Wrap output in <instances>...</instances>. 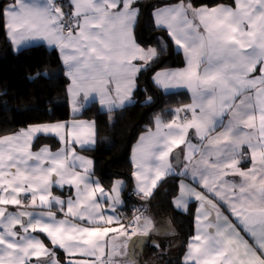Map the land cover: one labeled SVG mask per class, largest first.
Instances as JSON below:
<instances>
[{"label": "snow or ice", "instance_id": "obj_1", "mask_svg": "<svg viewBox=\"0 0 264 264\" xmlns=\"http://www.w3.org/2000/svg\"><path fill=\"white\" fill-rule=\"evenodd\" d=\"M141 7L140 0H2L0 24L17 47L42 40L59 49L74 113L90 93L111 113L131 101L138 75L166 54L163 37L155 47L138 42ZM151 26L186 65L154 70L153 83L187 89L192 103L167 110L168 121L156 114L139 137L134 194L150 201L175 178L173 206L187 211L190 200L198 202L184 264H264V0H162ZM41 134L64 146L33 151ZM95 143L94 121L30 125L0 137V264H65L57 248L66 264H137L128 249L140 246L132 238L147 237L152 220L138 209L130 225L120 223L123 181L106 191L93 161L76 152L75 145ZM65 186L74 195L53 194Z\"/></svg>", "mask_w": 264, "mask_h": 264}, {"label": "trees", "instance_id": "obj_2", "mask_svg": "<svg viewBox=\"0 0 264 264\" xmlns=\"http://www.w3.org/2000/svg\"><path fill=\"white\" fill-rule=\"evenodd\" d=\"M161 2L162 0H140L141 22L136 28L137 40L142 46L148 47L156 46L157 38L163 37L166 54L152 70H145L138 75L132 103L109 113L102 110L97 101H93L78 116L96 122V146L84 149L94 159V174L108 188L116 179H124L126 205L138 200L136 196L133 198L135 178L132 175L134 167L131 151L134 142L153 125L156 114H162V118L168 121L172 117L167 110L182 107L191 101L187 90L165 92L151 78L154 70L185 64L183 54L174 42L160 30H153L151 26V14ZM198 2L212 4L215 0ZM69 84L70 80L64 73L57 49L39 43L16 50L6 35V28L0 24V136L30 125L70 119ZM43 144L56 147L58 141L55 136L39 135L35 145ZM177 195L176 179H167L155 190L148 212L171 220L177 234L164 236L162 244H176L179 249L177 257L167 260L165 253L161 251L162 247L153 246L152 237L141 253L143 264H184L182 257L190 237L195 233V204L187 212L180 211L173 206ZM59 254L65 258L63 253Z\"/></svg>", "mask_w": 264, "mask_h": 264}, {"label": "crops", "instance_id": "obj_3", "mask_svg": "<svg viewBox=\"0 0 264 264\" xmlns=\"http://www.w3.org/2000/svg\"><path fill=\"white\" fill-rule=\"evenodd\" d=\"M154 11V10H153ZM135 34H136V32H135ZM39 43H44L45 45H47L49 48H54V49H57L58 50V52H59V49L58 48H56L55 46H50V45H48L47 44V42H45V41H42V40H30V41H27V42H25L24 44H22V45H20L19 47H17V46H15L14 44H13V46H14V48L16 49V50H20V49H22V48H24V47H27V46H30V45H35V44H39ZM176 46V45H175ZM152 47H155V46H152ZM59 55H60V53H59ZM61 57V56H60ZM61 61H62V59H61ZM63 64V63H62ZM64 66V65H63ZM186 65L184 64L183 66H180V67H168L167 69H180V68H183V67H185ZM163 69H165V68H163ZM159 70H162V69H159ZM64 73H65V75H66V69H65V66H64ZM67 76V75H66ZM68 77V76H67ZM68 79L70 80V78L68 77ZM153 81V80H152ZM70 83H71V81H70ZM70 85V84H69ZM136 87H137V80H136ZM136 89V88H135ZM135 89H134V91H135ZM165 92H171V91H178V90H187V89H185V88H170V89H167V90H165V89H163ZM134 91H133V93H134ZM188 91V90H187ZM189 92V91H188ZM190 93V92H189ZM113 95H114V93H113ZM133 96V95H132ZM190 97H191V101L187 104V105H189V104H191L192 103V96H191V93H190ZM99 99H100V97H99V94L98 93H90L89 94V97H88V99L87 100H84L83 99V97L81 96L80 98H79V103H80V105H81V110L79 111V112H77V113H74L73 112V105H72V97H71V94L69 93V100H70V107H71V115H72V117L70 118V119H68V120H64V121H57V122H63V123H68V124H71V122H73L74 120H77V121H94L93 119H89V118H82V117H78L81 113H82V111H83V109L87 106V105H89V104H91L93 101H97L98 103H99ZM130 103H132V99H131V101L130 102H126L125 103V105L124 106H126V105H128V104H130ZM99 105H100V103H99ZM123 106V107H124ZM185 106V105H184ZM123 107H120V108H123ZM183 107V106H182ZM100 108L102 109V110H104V111H108V109L107 108H102L101 107V105H100ZM120 108H115L114 110H116V109H120ZM95 122V121H94ZM48 123H56V122H48ZM42 124H46V123H42ZM36 125V124H35ZM95 126H96V122H95ZM151 127H153V125L151 126ZM25 128H27V127H25ZM24 129V128H23ZM145 132V131H144ZM144 132L142 133V134H144ZM142 134H140V136L142 135ZM42 135V134H41ZM4 136V135H3ZM3 136H0V137H3ZM39 136V135H38ZM37 136V137H38ZM139 136V137H140ZM139 137H138V139L134 142V144H133V146H132V151H131V160H132V163H133V167H134V161H133V148H134V146L137 144V142H138V140H139ZM37 139V138H36ZM36 139L34 140V142H33V146H32V150L33 151H37L40 147H42V146H48L53 152H55V151H57V150H59L60 148H62L64 145L59 141V139L56 137V139H57V141H58V145L56 146V147H53L51 144H43V145H41V146H36L35 145V142H36ZM96 142H97V138H96ZM96 146V143H95V145L94 146H91V147H86V148H80V146L79 145H75V148H76V152H77V154L78 155H80V156H83V157H85V158H87V159H91L92 161H93V164H92V166H91V168H92V173L94 174V159L90 156V155H88L85 151H84V149H89V148H93V147H95ZM94 179L95 180H97V181H99V183H100V185L106 190V191H110L111 190V188H112V186H113V184H112V186L111 187H105L103 184H102V182L98 179V177H96V175L94 174ZM116 180H120V181H123V183H124V187H123V189H122V192H121V201H122V203L121 204H119V205H117V207H116V212H115V215L116 216H118L119 217V219H120V223H122V224H124V222H123V219H122V217H121V215H120V209L123 207V206H125L126 204H127V201H126V199H125V196H124V190H125V186H126V181L124 180V179H122V178H118V179H116ZM115 180V181H116ZM114 181V182H115ZM135 188V187H134ZM197 190H200V189H197ZM134 191H135V189H134ZM53 194L54 195H57V196H61L62 198H66L68 195H74V190L73 189H70L68 186H65V188L64 189H60V188H58V187H54V189H53ZM178 195H179V193H178ZM177 195V196H178ZM192 204H195V212H196V209H197V207H198V202L197 201H195L194 199H192V200H190L189 201V204H188V210H189V208H190V206L192 205ZM9 210H14V209H12V206H9ZM29 210H32V209H29ZM178 210H180V211H183V212H187V211H184V210H181V209H178ZM34 211H38V209H36V210H34ZM109 214H111V213H109ZM62 214H58V216H61ZM145 217H150L151 218V220H152V223H153V228H152V230L150 231V233H149V235L147 236V237H133L132 239H133V241H139V247H135L134 249H133V247L130 245V247H129V249H128V251H129V254L131 255L132 254V252L133 251H135V253H136V255H135V260H136V262H137V264H143L142 263V259H143V257H142V255H141V253H142V251H143V248H144V246L146 245V243L148 242V241H150V240H152V237H154L153 238V242H156V243H158V244H162L163 242H164V240H163V238H164V236H174V235H176L177 234V230H176V228L174 227V225L172 224V222H171V220L169 219V218H163V217H155L154 215H152V214H147ZM231 219H233V220H235V217H230ZM125 225V224H124ZM113 226H115V225H113ZM195 230H196V224H195ZM195 234V233H194ZM35 235V234H34ZM39 235V238L45 243V245L46 246H48V247H53L51 244H50V241H49V239L44 235V234H38ZM241 235H243L244 237H245V239H247L248 241H249V243H252V239H251V237H249L246 233H241ZM109 236L110 237H113V236H115L116 237V240H117V242H119V241H121V240H123V239H125V237H122V236H119L118 235V233H110L109 234ZM166 242V241H165ZM111 247V242H110V244H109V248ZM108 249H106V251H107ZM56 252H57V254H58V257H59V259L61 260V261H64L65 262V264H66V261H67V256H66V254L64 253V251L63 250H61V249H56ZM59 252H61V253H63L64 254V256H65V258H63L60 254H59ZM184 258V256L182 257V259ZM76 259H80V257H76ZM89 259H94V258H89ZM117 259H120V258H117ZM144 260H145V258H144ZM146 261V260H145Z\"/></svg>", "mask_w": 264, "mask_h": 264}, {"label": "built area", "instance_id": "obj_4", "mask_svg": "<svg viewBox=\"0 0 264 264\" xmlns=\"http://www.w3.org/2000/svg\"><path fill=\"white\" fill-rule=\"evenodd\" d=\"M134 195L137 196L138 199H141L138 195L136 194ZM142 202H145V201L141 200V203H140V200H138V202L130 203L129 205H125L120 209V215L125 225H130V222H132L134 217L138 214L137 212L138 209H143V213L144 211L149 210L151 198H150V201H146V203L142 204Z\"/></svg>", "mask_w": 264, "mask_h": 264}, {"label": "rangeland", "instance_id": "obj_5", "mask_svg": "<svg viewBox=\"0 0 264 264\" xmlns=\"http://www.w3.org/2000/svg\"><path fill=\"white\" fill-rule=\"evenodd\" d=\"M135 193V192H134ZM137 197V196H136ZM133 198H135V195H133ZM137 199H138V197H137ZM138 200H140V203H141V199H138ZM138 200H137V202H138ZM143 203H146V201L145 202H142V204ZM148 212H149V210L147 211H144V213H143V216H146L147 214H148ZM155 217H157V216H155ZM159 218V217H158ZM179 243V242H178ZM158 244V243H157ZM159 245V247H162L161 248V251L163 252V253H165V257H166V259L167 260H173V259H175L176 257H177V252H178V246L176 245V244H168V245H166V243H165V245H163V244H158ZM188 250V249H187ZM187 250H186V252H187ZM186 252L184 253V258L182 259V261L184 262V260H185V254H186ZM148 258H150L149 256H148ZM152 260V259H151ZM150 260V261H151ZM154 264H157V263H154ZM161 264V263H160Z\"/></svg>", "mask_w": 264, "mask_h": 264}]
</instances>
